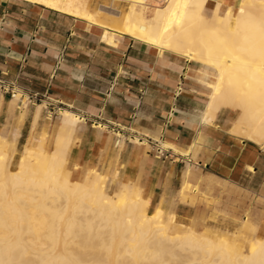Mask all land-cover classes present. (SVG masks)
<instances>
[{"label":"crops","instance_id":"0c3cea01","mask_svg":"<svg viewBox=\"0 0 264 264\" xmlns=\"http://www.w3.org/2000/svg\"><path fill=\"white\" fill-rule=\"evenodd\" d=\"M239 2L206 0L202 13L209 17L217 4L224 11ZM0 80L39 98L24 104L0 92V141L12 145V161L42 137L50 151L60 110H67L79 117L67 153L77 177L116 169L120 182L140 188L149 213L160 209L182 220L195 210L189 181L200 178L252 199L264 221V151L231 132L238 110L208 113L209 79L198 63L127 36L109 44L98 26L0 0ZM131 136L142 141L130 143ZM118 138L124 143L116 146ZM149 139L169 144V156L155 155ZM172 228L203 231L175 221ZM254 228L244 217L238 233Z\"/></svg>","mask_w":264,"mask_h":264},{"label":"bare ground","instance_id":"6f19581e","mask_svg":"<svg viewBox=\"0 0 264 264\" xmlns=\"http://www.w3.org/2000/svg\"><path fill=\"white\" fill-rule=\"evenodd\" d=\"M21 1L98 26L109 44L127 36L198 63L209 79L208 113L238 110L231 132L264 151V0H240L234 11L217 4L209 17L206 0H108L103 7L113 17L100 15L93 0ZM78 122L60 110L52 149L43 137L35 147L28 142L14 171L7 170L12 145L0 141V264H264V235L245 253L238 234L176 232L173 216L149 213L130 182L109 192L108 178L94 168L72 180L67 153Z\"/></svg>","mask_w":264,"mask_h":264},{"label":"rangeland","instance_id":"374dc122","mask_svg":"<svg viewBox=\"0 0 264 264\" xmlns=\"http://www.w3.org/2000/svg\"><path fill=\"white\" fill-rule=\"evenodd\" d=\"M164 1L165 0H160L162 5L164 4ZM93 4L94 5L92 8L99 6V8L102 9V12L99 13L102 16L109 17V15L113 14L110 16L113 17L117 14L114 11L104 8L107 6L110 7L113 4L108 0H93ZM123 6V4H120L117 7L121 10L124 8ZM234 10L235 9H233V11ZM46 142L47 139H45V142L43 141L44 147ZM134 142L137 143V140H134ZM49 149L50 148L48 146L45 147L46 151H49ZM19 155L17 156V159ZM11 156L12 152L10 151L9 158L7 160L8 171H14L17 162L16 160L12 161ZM66 168L70 169L72 173V180L79 181L83 178L81 176L77 177L75 175L74 171L69 167L68 162ZM95 169L102 172L108 178L106 183L107 191H117L120 181L117 177V174H113L116 169L111 173L105 172L102 169ZM189 183L190 189L196 190V193L193 194V204L188 203L189 205L194 206V213L191 217L185 220L178 219L174 215L175 223L183 225L195 223L199 230H203L201 231L202 233L209 234L213 237H219L222 235L231 237L234 234H238L236 243L245 253H247L249 245L252 241H254L256 238L263 237L264 221L263 217L261 216L262 212L256 208V205L252 199H246L241 194H238L235 191L233 192L231 189L228 190L226 185L220 183L204 182L200 178L195 181H189ZM244 217L249 219L256 226V229L254 228V233L250 232L249 230H244L243 234L238 233L241 230Z\"/></svg>","mask_w":264,"mask_h":264},{"label":"built area","instance_id":"2783aa9c","mask_svg":"<svg viewBox=\"0 0 264 264\" xmlns=\"http://www.w3.org/2000/svg\"><path fill=\"white\" fill-rule=\"evenodd\" d=\"M0 92L4 95H6L9 98H13L15 94H19L18 100H23V103H31L32 101H39V98L36 95H24L22 91H20L14 83L4 82L0 80ZM134 140H137V142H141L142 140L136 139L135 137L131 136L128 142L131 143V141L134 142ZM150 140V145L155 153V155L159 156L160 158H167L169 156V149L165 148L161 143L160 140ZM119 143V138L116 140L115 145L117 146Z\"/></svg>","mask_w":264,"mask_h":264}]
</instances>
